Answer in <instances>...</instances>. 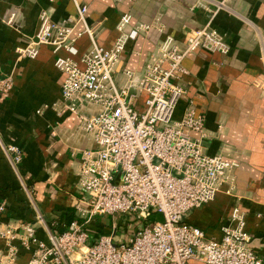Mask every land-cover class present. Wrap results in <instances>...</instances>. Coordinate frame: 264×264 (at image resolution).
Returning <instances> with one entry per match:
<instances>
[{"label":"built area","instance_id":"built-area-1","mask_svg":"<svg viewBox=\"0 0 264 264\" xmlns=\"http://www.w3.org/2000/svg\"><path fill=\"white\" fill-rule=\"evenodd\" d=\"M72 2L75 16L59 23L46 11L40 12L36 41L21 55L35 57L38 45L68 53L55 61L64 76L61 101L79 117L95 149L80 154L77 189L82 195L75 201L76 217L68 228L52 231L36 212V223L45 227V244L30 224L21 225V232L8 226L0 232V264H15L18 247L30 252L27 264H264L251 249L243 214H231L230 224L220 227V240L207 238L201 229L184 221L189 212L214 201L218 193L231 195L235 188L236 163L204 152V116L190 103L179 119L173 117L184 93L180 85L186 75L183 60L199 50L223 55L230 51L223 35L210 27L219 10H229L226 2H211L212 10L204 8L211 18L182 45L166 34L159 17L150 23L131 24L123 16L109 49L97 45L95 27L85 19L87 6L79 0ZM77 25L83 29L73 36ZM82 35L91 47L74 59V43ZM140 37L152 42L154 50L137 72L120 63L127 44H135ZM12 88V74L0 76V96ZM87 107L97 111L86 116L82 110ZM2 151L12 167L21 162L19 147L9 145ZM5 210L2 202L0 215ZM118 215H130L146 224L125 241H118L113 232L88 245L84 227L98 216ZM153 216H159V221H152Z\"/></svg>","mask_w":264,"mask_h":264},{"label":"crops","instance_id":"crops-1","mask_svg":"<svg viewBox=\"0 0 264 264\" xmlns=\"http://www.w3.org/2000/svg\"><path fill=\"white\" fill-rule=\"evenodd\" d=\"M215 1L220 0H79L88 8L85 19L95 27L97 45L104 49L113 46L116 25L123 16L131 24L159 17L166 34L182 45L208 23L211 14L204 8L212 10ZM224 1L229 10H219L210 27L223 35L230 51L223 55L199 50L183 60L186 75L180 85L184 93L173 117L179 119L190 103L204 116V152L236 163L235 188L231 195L218 193L214 201L189 212L184 221L207 238L220 240V227L228 226L231 214L239 212L251 249L264 259V0ZM43 10L55 23L75 16L72 0L51 4L48 0H0V76H13L12 90L0 96V204L6 206L0 215V232L8 226L21 232V225L30 224L37 239L48 244L45 227L63 232L76 217L74 204L82 195L77 189L80 154L95 145L79 117L61 101L64 76L55 61L68 53L38 45L35 57L21 55L36 41ZM82 29L75 26L73 36ZM74 47V59H78L91 45L82 35ZM153 50L154 44L140 37L135 44H127L120 65L138 72ZM96 111L87 107L82 113L88 116ZM9 145L22 151L15 167L2 151ZM36 212L45 227L36 223ZM120 216H98L88 223L84 227L88 245L113 232L118 241H125ZM145 224L139 220L133 232ZM29 257V251L18 247L15 264H27Z\"/></svg>","mask_w":264,"mask_h":264},{"label":"rangeland","instance_id":"rangeland-1","mask_svg":"<svg viewBox=\"0 0 264 264\" xmlns=\"http://www.w3.org/2000/svg\"><path fill=\"white\" fill-rule=\"evenodd\" d=\"M159 216H153L152 221H159ZM119 226L121 228L123 234H125V237L131 238L135 232L134 229L139 226V220L134 221L130 215H122L119 217ZM189 264H200L196 262H190Z\"/></svg>","mask_w":264,"mask_h":264},{"label":"bare ground","instance_id":"bare-ground-1","mask_svg":"<svg viewBox=\"0 0 264 264\" xmlns=\"http://www.w3.org/2000/svg\"><path fill=\"white\" fill-rule=\"evenodd\" d=\"M225 188H226V187H225V186H223V190H225Z\"/></svg>","mask_w":264,"mask_h":264}]
</instances>
